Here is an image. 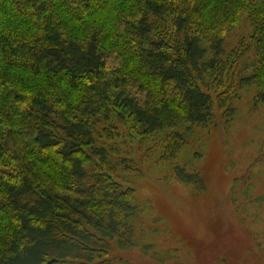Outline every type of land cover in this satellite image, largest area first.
<instances>
[{
	"label": "trees",
	"instance_id": "trees-1",
	"mask_svg": "<svg viewBox=\"0 0 264 264\" xmlns=\"http://www.w3.org/2000/svg\"><path fill=\"white\" fill-rule=\"evenodd\" d=\"M250 86L264 103V0H0V264H127L134 155L205 189L172 161Z\"/></svg>",
	"mask_w": 264,
	"mask_h": 264
},
{
	"label": "rangeland",
	"instance_id": "rangeland-1",
	"mask_svg": "<svg viewBox=\"0 0 264 264\" xmlns=\"http://www.w3.org/2000/svg\"><path fill=\"white\" fill-rule=\"evenodd\" d=\"M246 19L224 38L228 52L246 41ZM255 87L245 88L227 127L194 131L172 161L198 172L205 189L179 182L158 148L134 155L141 177L130 180L138 212L133 244H113L111 260L127 264H264V103L254 106ZM143 154V153H140Z\"/></svg>",
	"mask_w": 264,
	"mask_h": 264
}]
</instances>
